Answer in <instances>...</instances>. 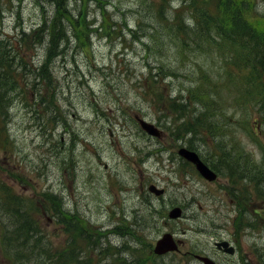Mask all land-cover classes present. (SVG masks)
<instances>
[{
  "label": "rangeland",
  "instance_id": "1",
  "mask_svg": "<svg viewBox=\"0 0 264 264\" xmlns=\"http://www.w3.org/2000/svg\"><path fill=\"white\" fill-rule=\"evenodd\" d=\"M83 1L85 8L80 5ZM236 1L245 9L252 27L264 23V0ZM189 2H163L165 21L160 22L150 21L154 14L149 8L155 13L162 0H69L74 17L85 15L87 23L78 20L77 26H86L83 36L87 43L80 46L77 31L66 33L64 51L48 63L50 83L39 79L42 96H53L44 111L35 102L38 96L28 79L19 84L24 99L12 102V92L8 94L6 115L0 116V184L18 200L15 207L12 200L10 207L6 196H0V264H46L42 255L46 246L59 252L70 249L64 246L65 229L55 221L43 191L59 197L63 209L73 210L85 220L88 230L114 228L124 233L92 232L106 238L90 251L75 250L80 258L90 259V264H201L176 253L153 257V244L166 232L183 242L182 251L195 248L217 264H264V115L258 104L264 101V83L260 82L264 76L252 69L242 49V59L230 65L223 55L219 57L220 52L215 54L220 49L231 56L228 46L216 45L210 54L192 34L187 37L188 45L180 40L175 17L195 27L193 20L188 21L193 14ZM51 4L1 0L0 33L11 53L17 35L30 32L42 21V15L52 16ZM201 5L198 1L197 7ZM102 9L105 18L111 17L106 29ZM45 46V42L41 46L28 43L26 49L20 48L24 62L39 65ZM226 62L225 70L222 65ZM157 67L160 71L155 74ZM227 72L242 81L240 88L226 91ZM200 74L215 87L224 88L221 96L198 87ZM250 80L256 81L250 85ZM155 84L159 88H152ZM204 96L214 107L212 115L191 116L200 112ZM241 96L246 101L242 107L226 108L221 103L235 98L242 101ZM31 102L39 115L32 112ZM250 103L252 107L245 109ZM171 104L181 116L171 113ZM54 111L61 122L46 121L44 116ZM134 115L157 126L163 138L142 132ZM178 144H187L202 155L218 178L208 182L189 167L185 174L178 172L176 160L170 159ZM232 164L245 167L252 180L231 177ZM240 174L243 178L244 172ZM147 181L164 188V195H144ZM235 192H241L248 204L247 212L244 204L243 213H238L237 232L232 224V219L236 221ZM144 197L151 203L141 205L134 214L133 207H139ZM171 205L184 208V215L175 223L166 218ZM24 213L34 221L44 243L38 242L34 233L28 242H23L26 236L15 234L10 246L7 240L9 248L4 249V233L18 229ZM219 239L236 248L234 256L213 248V241ZM105 245L110 248L101 249ZM10 247L19 253L17 263L11 259Z\"/></svg>",
  "mask_w": 264,
  "mask_h": 264
},
{
  "label": "trees",
  "instance_id": "2",
  "mask_svg": "<svg viewBox=\"0 0 264 264\" xmlns=\"http://www.w3.org/2000/svg\"><path fill=\"white\" fill-rule=\"evenodd\" d=\"M51 1H53V4L55 5V14L52 17H48V19H42L41 25L30 33H21L20 37L16 39L17 44L15 52L11 53V51H9L7 42L4 41L2 37H0V116L6 115V107L9 100L6 104L5 102L9 97L8 94H10L12 91H18L21 95H24V92H21L22 89L20 88L19 84L24 83L26 76L29 74L33 76L32 81L29 84H31V88L34 91L35 96H38L41 100L44 98L39 91L40 86H42V83L39 82V79L42 81L46 79L47 83H50V80L47 78L48 63L51 61V59H55L57 56L61 55L64 51L66 44L62 45V42L67 41V37H65V35L68 27V30L71 29L73 31H77L76 35L78 36L79 40L82 41H78L80 46H84V43H87L84 41L83 36V28H85V26L80 25L81 28L77 26L76 18L71 17L67 12L65 7L66 0ZM198 1L202 3L201 7H197ZM163 2H166V0H162V3L159 4L155 13L153 12V7L149 8L151 14H154V17H151L150 21L153 19L160 22L165 21ZM189 7L191 12H193L191 21L193 20L195 27L190 28L187 26V24L183 23L178 16L175 17L174 20V24L177 25L176 28L178 30L177 36L180 38V40L188 45L187 37L192 34L194 38L200 40L202 48L206 47L205 51L210 54H212V49L215 48L216 45L224 47L228 46L230 48V53L232 54L231 56H228V54H225L224 51L220 49H216L215 54L217 55L218 52H220L219 57L223 55L224 60L229 61L230 65H232L233 62L235 63V59L238 61L242 59L240 54V49H242L246 51L245 59H250V61L247 59L246 60L251 64L252 69L257 73L260 72L264 76V23L259 28L252 27L247 22L245 17V9L241 7V4L236 0H190ZM106 24L107 22L105 19H103V27H105V29ZM193 37H191L190 40L195 42ZM238 41H240V43ZM44 42L46 43L44 61L41 62V64L36 68L29 66V64L24 62V58L22 57L20 50L26 49L28 47V43L40 45ZM183 42L181 43L186 46ZM246 60L244 61L245 63ZM226 63L227 64L222 65L225 70L226 66H228V62ZM159 71L160 68L157 67L155 74H158ZM149 74L151 75L150 70ZM20 75L21 77L17 78ZM154 76L155 75H151L152 80L156 83L157 80L153 79ZM227 76V82H229V86L227 87L226 91H232V88H235V90L240 88V83H242L241 80L236 79V77H234L235 75H233L231 72H227ZM36 77L37 79L35 80ZM231 80L232 82H230ZM254 81L256 80H250V85ZM263 81L260 80L261 83H264ZM206 82H208V84L206 87H204ZM199 83L200 84L198 87L200 89L202 87L204 93L212 91L215 94L217 93V95L221 96V92L224 91V88L215 87L210 79L204 80L201 74L199 76ZM249 92L250 91L247 90L246 94ZM194 95L195 93L192 91L190 95L192 102L195 100ZM247 96L249 95H246V99ZM245 102L243 100L239 101L238 98H235V101L233 102L221 103L224 105V107L228 108L232 105L242 107V104ZM251 104L252 103L245 104V109L252 107ZM258 104L263 107V110L260 111H263L261 113L264 115V101ZM166 108L168 109L169 107ZM171 110L177 113L174 104H171ZM213 110V105L209 104L204 96V104L200 112L198 111L195 114L191 113V116H211V112ZM177 116L181 115H178L177 113ZM236 169L239 172H244V174H242L243 176L246 174L245 167H236L230 165V172H233ZM245 176H248L249 180H252V176H249L248 174ZM241 177L242 176L239 173V178ZM5 195H7V193ZM60 214H64L65 216L59 218L58 221L64 222L66 220H75L74 226H76L77 233H79L78 239L89 240V242L84 245V248H87V250L90 251V235H82V231L85 230L90 233V230H88V223L81 218H76L72 215L65 214L64 212H60ZM20 216L24 219L20 220L19 225L22 226V224H25V226L31 225L33 227L34 223L32 220L24 217L22 214ZM21 230L24 229L21 228ZM32 233L33 232L30 231L24 238L23 242H28ZM37 241H39V238H37ZM76 249H78V251L81 249V244L78 242L76 247H71L70 249L63 250L61 252L52 251L50 247L46 246L42 250V255L46 260V264H90V259L80 258L78 253H75Z\"/></svg>",
  "mask_w": 264,
  "mask_h": 264
},
{
  "label": "water",
  "instance_id": "3",
  "mask_svg": "<svg viewBox=\"0 0 264 264\" xmlns=\"http://www.w3.org/2000/svg\"><path fill=\"white\" fill-rule=\"evenodd\" d=\"M141 129H143L146 133L153 136H160L159 131L150 123L139 119L136 117ZM179 155L186 159L187 161L193 163L195 165L196 170L199 172V174L204 177L205 179L211 181L215 179V174L199 159V157L192 151H189L187 149L181 148L178 151ZM150 191L154 192L155 195L162 194L161 189H156L155 187H150ZM181 215V210L178 207H175L171 209L168 212V217L171 219L178 218ZM219 247L222 246L224 251L232 254L233 248L228 247L227 242H221L217 244ZM176 249V243L173 241L172 236L169 233L163 234L162 237L156 242L154 247V252L157 254L164 253L166 251L174 250ZM199 260L203 262V264H215L213 261L206 257H197Z\"/></svg>",
  "mask_w": 264,
  "mask_h": 264
},
{
  "label": "flooded vegetation",
  "instance_id": "4",
  "mask_svg": "<svg viewBox=\"0 0 264 264\" xmlns=\"http://www.w3.org/2000/svg\"><path fill=\"white\" fill-rule=\"evenodd\" d=\"M185 164L189 165L188 162H184V161L179 162V164L177 165V171L180 172V170H181V166H182V165H185ZM147 182L149 183V181H147ZM149 184H151V182H150ZM149 184H148V185H149ZM147 187H148V186H147ZM141 188H142V187H141ZM141 188H140V189H141ZM144 195H148V196H150L151 194H149L148 192H144ZM144 201H145V204H143ZM150 203H151V202L148 200V198L144 197V198H143V201H142V203H140L139 207H138V205L134 206V207H133L134 210H133L132 212H133L134 214H136L135 209H138V211H139V210L141 209V205L143 206V205H147V204H150ZM123 206H125V205L123 204ZM137 207H138V208H137ZM151 207H153V206H151ZM151 207H150V208H151ZM133 216L136 217L137 215H133ZM119 230H123V228H119ZM102 232H103V231H102ZM115 232H116V231H115ZM120 234L123 235L124 233L121 232V231H119V236H121ZM185 255H186V256H189V255H190V251H188Z\"/></svg>",
  "mask_w": 264,
  "mask_h": 264
},
{
  "label": "bare ground",
  "instance_id": "5",
  "mask_svg": "<svg viewBox=\"0 0 264 264\" xmlns=\"http://www.w3.org/2000/svg\"><path fill=\"white\" fill-rule=\"evenodd\" d=\"M66 214V213H65ZM69 215H72V216H74V217H77V214L76 213H71V214H69ZM63 216H65L64 214H62V217Z\"/></svg>",
  "mask_w": 264,
  "mask_h": 264
}]
</instances>
